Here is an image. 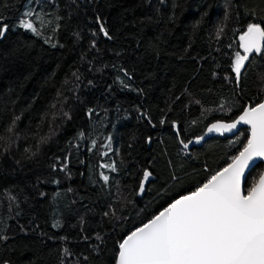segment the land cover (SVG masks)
Instances as JSON below:
<instances>
[{"label":"trees","instance_id":"obj_1","mask_svg":"<svg viewBox=\"0 0 264 264\" xmlns=\"http://www.w3.org/2000/svg\"><path fill=\"white\" fill-rule=\"evenodd\" d=\"M29 9L38 34L19 27ZM0 18V264H116L119 243L226 167L249 129L181 142L264 101V52L233 71L264 0H0Z\"/></svg>","mask_w":264,"mask_h":264},{"label":"snow or ice","instance_id":"obj_2","mask_svg":"<svg viewBox=\"0 0 264 264\" xmlns=\"http://www.w3.org/2000/svg\"><path fill=\"white\" fill-rule=\"evenodd\" d=\"M34 15L39 18L29 9L18 23L38 34L28 19ZM100 28L111 39L103 24ZM7 31L0 18V38ZM240 40L245 54H236L237 82L249 56L264 52V27L249 24ZM240 124L250 126V138L238 155L191 194L175 199L127 235L119 243L117 264H264V174L245 188L246 170L255 166L254 161L264 162V102L249 105L233 122L214 123L207 131L223 134ZM150 175L145 171L143 179L147 181ZM103 179L107 182L109 178L105 175ZM139 192H144L143 183Z\"/></svg>","mask_w":264,"mask_h":264},{"label":"water","instance_id":"obj_3","mask_svg":"<svg viewBox=\"0 0 264 264\" xmlns=\"http://www.w3.org/2000/svg\"><path fill=\"white\" fill-rule=\"evenodd\" d=\"M263 102H264V101H263ZM248 106H249V105H248ZM248 106H247V107H248ZM247 107H246V108H247ZM246 108H245V109H246ZM242 114H243V112H242ZM242 114H241V115H242ZM237 118H238V117H237ZM232 122H233V121H232ZM214 123H231V122L217 121V122H214ZM214 123H212V124H214ZM212 124H211V125H212ZM211 125H209V126L207 127V129L205 130V132L201 135V136L204 137L203 140H200L199 142H197V140H198L199 137H197V138H195V139H192V140H190V141H188V142L186 143V144H188V147H187V148L184 147V144H185V143H182V142H181V143H182V147H183L187 152L190 153V151L193 150L194 148H197V149L202 148V147L205 145V143H207L208 141H210V140H212V139H215V138H221V139H225V138H234V137L237 136V135L241 132V130H243V129H249V138H250V126H249V125H245V124L237 125V128H236V129L232 130L231 132L225 131V132H223V134H221V133H219V132H215V131H214V132H208L207 130H208L209 127H211ZM201 136H200V137H201ZM259 163H263V164H264V162L254 161V165H255V166L258 165ZM255 166H254V167H255ZM254 167H253V165H250V166H249V170H246V172H245V183H246V179H247V177H248L250 171H251ZM148 172H149V171H148ZM262 174H264V171H263ZM152 181H155V178L152 176V174L149 176V178H148L147 181H145L144 179H142L141 183L144 184V192H143V193H140V192L138 191V197H139V198H142V197L144 196L148 184H149L150 182H152ZM117 262H118V258H117ZM117 262H116V264H117Z\"/></svg>","mask_w":264,"mask_h":264}]
</instances>
